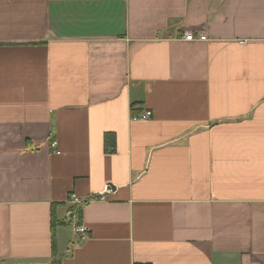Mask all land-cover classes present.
<instances>
[{"label": "crops", "instance_id": "0c3cea01", "mask_svg": "<svg viewBox=\"0 0 264 264\" xmlns=\"http://www.w3.org/2000/svg\"><path fill=\"white\" fill-rule=\"evenodd\" d=\"M263 259L264 0H0V264Z\"/></svg>", "mask_w": 264, "mask_h": 264}, {"label": "built area", "instance_id": "2783aa9c", "mask_svg": "<svg viewBox=\"0 0 264 264\" xmlns=\"http://www.w3.org/2000/svg\"><path fill=\"white\" fill-rule=\"evenodd\" d=\"M182 39L184 41H187V42L206 41L207 40L205 35L200 34V35L195 36L192 32H184ZM150 117H151L150 113H143L139 116L138 119L139 120H147ZM68 200L72 203V205H74L78 208H80L85 203V201L80 200L75 195H70ZM86 232L87 231L83 226H80L77 228V233L81 234L82 238L87 237ZM261 264H264V259H263Z\"/></svg>", "mask_w": 264, "mask_h": 264}, {"label": "trees", "instance_id": "16d2710c", "mask_svg": "<svg viewBox=\"0 0 264 264\" xmlns=\"http://www.w3.org/2000/svg\"><path fill=\"white\" fill-rule=\"evenodd\" d=\"M75 215H76V217H77V219H78V222H79V220H80V216H81V207H80V208H77V209L75 210ZM78 222H77V225L79 226L80 224H79ZM51 248H52V253H53V255H55L56 250H55V245H54L53 237H52V242H51Z\"/></svg>", "mask_w": 264, "mask_h": 264}, {"label": "rangeland", "instance_id": "374dc122", "mask_svg": "<svg viewBox=\"0 0 264 264\" xmlns=\"http://www.w3.org/2000/svg\"><path fill=\"white\" fill-rule=\"evenodd\" d=\"M73 214H75V211L73 212Z\"/></svg>", "mask_w": 264, "mask_h": 264}]
</instances>
